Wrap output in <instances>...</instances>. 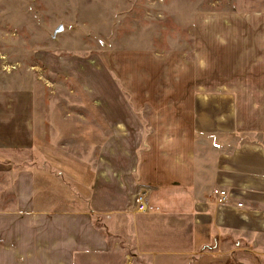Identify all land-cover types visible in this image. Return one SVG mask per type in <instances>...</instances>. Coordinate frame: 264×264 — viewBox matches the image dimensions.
I'll use <instances>...</instances> for the list:
<instances>
[{
    "label": "crops",
    "instance_id": "crops-1",
    "mask_svg": "<svg viewBox=\"0 0 264 264\" xmlns=\"http://www.w3.org/2000/svg\"><path fill=\"white\" fill-rule=\"evenodd\" d=\"M194 25L190 63L83 66L101 128L84 118L82 157L43 128V98L0 80V264L264 261V12Z\"/></svg>",
    "mask_w": 264,
    "mask_h": 264
},
{
    "label": "rangeland",
    "instance_id": "rangeland-1",
    "mask_svg": "<svg viewBox=\"0 0 264 264\" xmlns=\"http://www.w3.org/2000/svg\"><path fill=\"white\" fill-rule=\"evenodd\" d=\"M256 12L264 0H0V80L43 98V128L58 120L69 130L59 132L61 142L70 140L63 151L82 157L84 118L92 136L101 128L79 80L85 64L113 62L118 53L117 61L142 53L190 63L198 14ZM240 258L234 264H264Z\"/></svg>",
    "mask_w": 264,
    "mask_h": 264
},
{
    "label": "built area",
    "instance_id": "built-area-1",
    "mask_svg": "<svg viewBox=\"0 0 264 264\" xmlns=\"http://www.w3.org/2000/svg\"><path fill=\"white\" fill-rule=\"evenodd\" d=\"M215 195L218 196V202L219 204H229L230 199L232 198V195L225 189H216L214 191ZM147 194L148 192H138L136 195V202H135V208L138 212H147L148 208H147ZM238 207H242L243 204L238 203L237 204Z\"/></svg>",
    "mask_w": 264,
    "mask_h": 264
}]
</instances>
